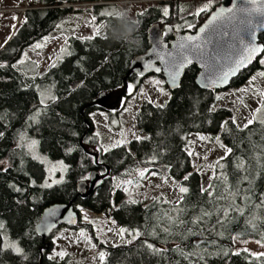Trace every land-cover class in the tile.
I'll return each mask as SVG.
<instances>
[{"label":"trees","instance_id":"obj_1","mask_svg":"<svg viewBox=\"0 0 264 264\" xmlns=\"http://www.w3.org/2000/svg\"><path fill=\"white\" fill-rule=\"evenodd\" d=\"M114 1L36 0L37 7L24 10L22 23L0 49V64L5 65L0 67V223L7 237L22 248L20 253L11 249L0 252V264H66L65 259L49 258L52 233L42 239L36 224L46 206L68 202L73 203L78 221L66 227L89 232L94 246L105 254L99 264H264V257L236 251L234 242L253 240L264 246V119L240 126L230 106L214 108L217 91L197 85L196 65L184 71L177 89H167L170 96L164 104L142 102L135 124L146 137L131 139L129 148L114 147L106 152H93L86 146L94 132L89 113L98 109L119 116L131 94L126 88L114 102L123 91L130 62L149 47V28L158 24L168 41L175 32L193 31L205 13L196 14L204 7L201 0H158L135 15L138 30L127 36L122 35L121 22L115 18L122 9ZM63 3H95L89 8L92 19L88 21L95 35H67L60 47L66 48L65 56L41 73L32 60V73L13 68L23 48L48 36L68 14L80 12L61 7ZM258 40L264 45V33ZM262 56L264 51L231 79L228 88L241 86L254 73L263 72ZM144 77L131 75L127 87L134 82L138 88ZM35 82L52 83L56 98L41 105ZM261 89L264 93V85ZM101 93L108 94L111 102L90 107ZM261 97L259 108L264 109V95ZM38 111V122L31 124L30 117ZM23 131L38 139L43 153L67 163L64 182L43 187V164L15 144ZM193 133L218 138L231 149L215 162L206 188L186 150ZM133 168L165 173L188 191L179 192L176 202L163 194L130 198L118 184ZM94 170L103 176L101 184L93 193L78 195L82 176ZM81 209L108 214L120 227L140 235L130 243L109 245L94 234L93 220L82 222ZM148 244L159 251L148 249Z\"/></svg>","mask_w":264,"mask_h":264},{"label":"rangeland","instance_id":"obj_2","mask_svg":"<svg viewBox=\"0 0 264 264\" xmlns=\"http://www.w3.org/2000/svg\"><path fill=\"white\" fill-rule=\"evenodd\" d=\"M35 1L36 0H0V49L22 23L24 10L37 7ZM201 1L204 7L207 6V11L203 13L200 22L219 0ZM100 2L96 3L100 4ZM113 3L121 9H129L135 17L137 13L144 11L151 5L157 4L158 0H115ZM93 4L95 3L62 4L65 7H72L76 10L79 9L80 12L68 14L64 20L57 24L48 36L23 48L19 57L12 65L23 60L24 63L18 64L16 69L22 73H32L33 66L30 62V60H32L39 65L38 72L41 73L48 68L53 61L65 56L66 52L63 54L60 52L57 56L56 53L63 45L67 35L72 33L81 38L94 36V26L88 23V21L92 19L89 8ZM62 5L61 7H63ZM14 22L15 26L12 27ZM5 38H8L7 41L5 40L6 42L4 41ZM37 43L41 44L42 47L38 49L34 48L33 46ZM262 61H264V56H262ZM260 74L261 73H254L250 80L241 86L217 91V101L214 104V108L219 106H230L234 110V118L240 126H244L249 120H253L254 114L257 117L256 120H263L264 112H257V109H261L259 108L262 99V97L260 98V94L262 95L261 88L264 85L263 81L259 82L262 76ZM134 84V82L128 83L127 90L129 85H131L132 92L124 100V107L120 111L119 116L115 114L109 115L107 111L98 109H94L89 113L94 126L92 138L86 143L89 150L97 152L101 146L111 149L114 148L113 145L117 144V142H120V144L116 147L125 146L129 148L131 139L144 138L147 136V133L140 131L135 124V116L140 105L143 101H149L155 105H162L168 100L170 94L163 78L158 75L150 74L145 76L138 88H134ZM33 85L38 92L41 105H47L56 98L52 83L35 82ZM252 97L253 99H251ZM42 100L44 101L43 103L41 102ZM242 111H244L243 116ZM31 117H35L34 119H30L31 124L38 122L39 117L36 116V114ZM18 137L15 143L17 146L24 147L32 158L33 156L38 157V159H36L38 162L42 163L41 161H43L42 164L46 176L42 185H44L46 180H49V177L51 178L49 182H51V180L61 181L60 183L53 184V186L64 182L68 168L67 163L61 159H52L43 153L39 149L38 139L28 132L23 131ZM200 137H204V139H200ZM32 141L37 142L34 148L29 147ZM186 150L188 153H192L190 155L192 164L196 169L200 170L201 183L202 186L206 188L212 176L215 162L226 154L227 148L218 138L211 139L210 136L206 134L193 133L188 137ZM61 161L66 166V171L60 170L59 163ZM53 167L56 168V171L51 173L49 170ZM141 172H143V176L140 175ZM129 173L130 175L124 180H121L118 184L120 188L125 190L128 197L142 199L146 194L151 196L163 194L172 202H176L179 199L180 187L165 173H150L137 168L131 169ZM82 216V222L84 223H89L93 220L92 222L95 225L94 234L109 245H114L119 242L127 243L133 240L129 232H126L123 237L118 234L119 229L123 227H120L113 220L109 219L108 214L94 217L93 212L88 211V213L82 214ZM85 217H87V220H85ZM81 230H83L84 236H80ZM8 239L15 242L22 250L17 241L10 238ZM51 240L53 246L49 256L53 259H65L66 264H99L101 262L99 258L101 251L97 250L96 245L94 246L92 237L84 228L71 229L66 226H59L52 232ZM234 242L236 251L246 249L252 254L264 253V246L256 241L235 240ZM61 252L64 253L63 256L58 255V253Z\"/></svg>","mask_w":264,"mask_h":264},{"label":"water","instance_id":"obj_3","mask_svg":"<svg viewBox=\"0 0 264 264\" xmlns=\"http://www.w3.org/2000/svg\"><path fill=\"white\" fill-rule=\"evenodd\" d=\"M222 8L225 10L233 9V12L229 13L225 11V14L222 17L214 21L212 25L205 28L204 33H200L199 29L208 25V21L211 20L213 16L217 15ZM241 9H246L247 11H240ZM245 21L250 22L245 23ZM263 33L264 0H229L227 4H216L193 31L175 32L173 37L168 41L163 39V32L159 25L153 24L148 31L149 47L144 54L134 57V59L130 62L126 75L124 76L123 91L117 95L114 102H118L119 99L126 93V79L131 75H160L167 88L169 90H175L180 85L184 71L190 65H196L199 70L195 81L200 88L216 91L226 89L228 88L231 79L236 77L240 71L253 64L256 59L262 55L263 51L256 53L252 60L242 66L235 75H230L226 84H209L208 87H204L202 84V82L209 83V81H204L205 68L196 60H193L192 64L181 70L180 75L177 78L176 85H172L167 73L163 71L164 64L157 59V54H165L167 52L174 51L175 45L181 42L182 38L185 36L199 35L201 36L202 41H207L208 39L211 40V43H206V51L208 53L213 56L221 55L224 57V59L219 62V69L220 71L226 72L229 67L234 66L235 60L246 55V52H244L246 45L254 44L257 47L264 49V45L258 40L259 36ZM253 34L255 39H253ZM146 63H151L153 65L152 69L146 70ZM156 67H160L162 71L155 72ZM108 98V94L101 93L92 101V103L89 104V106L98 105L104 107L107 105ZM89 176L91 177L89 180L78 184V195H83V193H93L101 184L103 176L98 171L94 170L90 172ZM52 209L56 210V215L55 217H48L47 213ZM70 214L75 223L68 222L67 218ZM77 221L78 216L72 202L50 204L42 210L39 221L36 224V232L42 237V239H45L57 227L76 225ZM46 223L54 224V227L45 230Z\"/></svg>","mask_w":264,"mask_h":264},{"label":"snow or ice","instance_id":"obj_4","mask_svg":"<svg viewBox=\"0 0 264 264\" xmlns=\"http://www.w3.org/2000/svg\"><path fill=\"white\" fill-rule=\"evenodd\" d=\"M207 11V6L200 8L198 10V12L196 14L202 13V12H206ZM225 11L232 13L233 9H220L219 13L215 16L212 17L211 20L208 21V25H205V27H202L199 29L200 33H204L205 32V28H207L208 26L212 25L214 21H216L217 19H219L220 17H222L225 14ZM240 11H247L246 9H241ZM164 15L167 16L169 14L168 9L164 8L163 10ZM104 15H111V13H104ZM93 20H95V17H93ZM250 21H245V23H248ZM189 28L192 27L191 24L188 25ZM97 33L99 32V29L96 30ZM91 38V37H90ZM89 38V39H90ZM253 39H255V36L253 34ZM206 43H211V40L208 39L207 41H202L201 36L196 35V36H185L182 38L181 42H179L178 44L175 45V49L174 51H170L167 52L165 54H157V59H159L161 61V63L164 64V68L163 71L167 73L169 80L171 82L172 85H176V81L177 78L180 75L181 70H183L184 68H186L188 65L193 63V60H196L198 62H200L203 67L205 68V75H204V81H209V83H203L204 87H208L209 84L211 85H217V84H226L228 82V78L230 75H235L236 72L242 67L244 66L246 63L250 62L253 58V56L258 53V52H262L264 51V49H261L257 46H255L254 44H250V45H246L244 48V52H246V55L242 56L240 59L235 60L234 62V66L229 67L228 71L223 72L220 71L219 69V62L222 61L224 59L223 56L221 55H216L213 56L210 53H208L206 51ZM34 48L38 49L41 48L42 45L37 43L33 46ZM66 51V48H61L60 52L61 54H63ZM262 63H264V61H261ZM24 61L20 60L17 62V64L12 65L13 68H16L18 64H23ZM53 67L55 66L54 64L52 65ZM0 67H5V65L0 64ZM153 65L151 63H146L145 64V69L149 70L152 69ZM162 69L160 67H156L155 68V72H161ZM219 72V74H218ZM260 75H264V73H261ZM129 93L132 92V86L129 85L128 88ZM262 95H264V93H262ZM42 103L44 102L43 100L41 101ZM260 111H264V109H257V112ZM40 112L38 111L36 113V116H39ZM35 117H30V119H34ZM256 115H253V120L256 119ZM253 120H249L248 124H251L253 122ZM245 127H247V125H245ZM0 135H3V133H0ZM200 139H204V137H200ZM36 141H32L31 145L29 146L30 148H34L36 145ZM120 142H117V144L113 145V147L119 146ZM101 151H109L108 148H104L103 146H101V149H99ZM69 152L72 151V149H68ZM227 152H231V149H227ZM190 155L192 154L191 152L189 153ZM227 154V153H226ZM34 159H38V157L33 156ZM223 159V157H222ZM43 163V161H41ZM95 162V161H94ZM59 168L62 171H66V166L63 164V162L61 161L59 163ZM51 173H54L56 171V168L53 167L52 169L49 170ZM141 176H143V172L140 173ZM91 177L89 175H85L82 176L81 180L82 182L85 180H89ZM188 177H185V179H187ZM51 178L49 177V180ZM49 180H46L43 187L45 188H51L53 186V184L56 183H60V180H51V182H49ZM211 187V185L209 186ZM17 191H20V189H17ZM188 189L181 187L180 188V192L181 193H185L187 192ZM206 191V190H205ZM209 195H211V193L209 192ZM56 215V210L52 209L49 210L47 213L48 217H55ZM225 216H227V212L225 211ZM69 223H75L74 219L72 218L71 214L68 216L67 218ZM85 220H87V217H85ZM219 223V221H218ZM54 227V224H45V230H47L48 228ZM4 225L3 223H0V252L5 251V250H9L11 249L12 251L16 252V253H20L21 249L20 247L17 246V244L13 241H10L6 235L5 232H3ZM129 232L128 229L125 228H120L118 234L123 237V235ZM130 235H132L133 239H136L140 233L138 231H131L129 232ZM80 236H84V232L83 230H81L80 232ZM131 241H129L130 243ZM148 249H152L154 252H158L159 249H155L153 247V245L148 244L147 245ZM245 251H247L245 249ZM236 255H238L239 253H235ZM58 255L63 256L64 253H58ZM255 255L258 259L260 257H264V253H257V254H253ZM51 259V257H49ZM99 258L101 261H104V253L100 252L99 254Z\"/></svg>","mask_w":264,"mask_h":264},{"label":"clouds","instance_id":"obj_5","mask_svg":"<svg viewBox=\"0 0 264 264\" xmlns=\"http://www.w3.org/2000/svg\"><path fill=\"white\" fill-rule=\"evenodd\" d=\"M115 18L121 22L122 35L131 36L138 30L137 21L129 9L122 8ZM113 32L115 33L116 29H113Z\"/></svg>","mask_w":264,"mask_h":264},{"label":"built area","instance_id":"obj_6","mask_svg":"<svg viewBox=\"0 0 264 264\" xmlns=\"http://www.w3.org/2000/svg\"><path fill=\"white\" fill-rule=\"evenodd\" d=\"M62 6H63V5H62ZM63 7H65V6H63ZM262 81H264V75H262L261 78H260V80H259V82H262ZM86 213H88L87 210H81V211H80V214H81V215H82V214H86ZM93 216L95 217V216H102V215H96V213H93Z\"/></svg>","mask_w":264,"mask_h":264},{"label":"crops","instance_id":"obj_7","mask_svg":"<svg viewBox=\"0 0 264 264\" xmlns=\"http://www.w3.org/2000/svg\"><path fill=\"white\" fill-rule=\"evenodd\" d=\"M14 26H15V22L12 24V27H14ZM13 31H14V30H13ZM7 39H8V38H5L4 41H5V40L7 41ZM4 41H3V42H4ZM6 41H5V42H6ZM5 42H4V43H5ZM255 96H256V95H255ZM261 96H262V95L260 94V98H261ZM251 99H253V97H252ZM242 110H244V109H242ZM243 115H244V111H242V116H243ZM238 124H239V123H238ZM239 125H240V124H239Z\"/></svg>","mask_w":264,"mask_h":264},{"label":"flooded vegetation","instance_id":"obj_8","mask_svg":"<svg viewBox=\"0 0 264 264\" xmlns=\"http://www.w3.org/2000/svg\"><path fill=\"white\" fill-rule=\"evenodd\" d=\"M107 102H111V101H109V98H108V101Z\"/></svg>","mask_w":264,"mask_h":264}]
</instances>
